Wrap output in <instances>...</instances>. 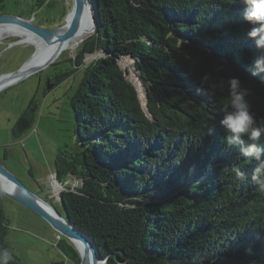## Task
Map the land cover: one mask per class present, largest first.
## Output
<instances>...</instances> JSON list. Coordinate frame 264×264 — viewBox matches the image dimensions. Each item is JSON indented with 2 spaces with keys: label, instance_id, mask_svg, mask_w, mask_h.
<instances>
[{
  "label": "trees",
  "instance_id": "trees-1",
  "mask_svg": "<svg viewBox=\"0 0 264 264\" xmlns=\"http://www.w3.org/2000/svg\"><path fill=\"white\" fill-rule=\"evenodd\" d=\"M89 1L96 32L73 64L104 55L84 69L71 97L75 151L55 161L59 182H83L61 193L64 217L93 239L104 264H264L256 162L227 147L221 124L232 77L264 123V73L252 75L261 53L247 35L243 0ZM124 56L137 62L148 109L120 65ZM71 75L60 74L55 85ZM36 111L32 100L15 139L31 130ZM4 199L0 191V248L12 253L9 264H22L8 241ZM58 246L81 263L70 240Z\"/></svg>",
  "mask_w": 264,
  "mask_h": 264
},
{
  "label": "rangeland",
  "instance_id": "rangeland-1",
  "mask_svg": "<svg viewBox=\"0 0 264 264\" xmlns=\"http://www.w3.org/2000/svg\"><path fill=\"white\" fill-rule=\"evenodd\" d=\"M39 1L3 0L0 8L6 14L31 20L44 29H57L67 24L74 7L73 0H43L45 4L42 7L37 6ZM19 39L6 35L0 40V76L18 71L36 53L34 45L14 44L20 42ZM80 46L53 54L48 59H54L51 66L0 91V162L29 190L61 213L62 204L54 195L58 189L54 185L53 191L51 175L55 173L57 156L61 152L75 151V116L71 97L83 79L84 69L104 55L101 51L88 54L83 64L77 67L73 62L77 60ZM119 61L146 109L143 99L148 102V91L140 78L137 62L128 56L121 57ZM66 72H72V75L55 85L56 77ZM32 100L37 103L35 122L31 130L17 140L13 136V127ZM4 207L10 224L8 241L22 264H74L58 246L61 239L67 238L45 219L7 197Z\"/></svg>",
  "mask_w": 264,
  "mask_h": 264
},
{
  "label": "water",
  "instance_id": "water-1",
  "mask_svg": "<svg viewBox=\"0 0 264 264\" xmlns=\"http://www.w3.org/2000/svg\"><path fill=\"white\" fill-rule=\"evenodd\" d=\"M74 7L72 11V18L69 23L65 26L57 29H44L35 25L31 20L23 19L22 17L10 15V14H0V27L4 26H18L23 29L28 30L30 33L40 37L47 43H51L55 40L63 42L74 37L80 30L86 9H92L94 17L93 34L96 32V19L94 15V9L89 0H73ZM21 42H15L18 44ZM54 63L53 60H48L45 62L44 67H33L29 72V76L44 70L45 68L51 66ZM25 66V65H24ZM13 73H8L0 76V81L13 78L14 83L22 81L23 68ZM15 85V84H14ZM7 85L3 86L1 89L5 88ZM148 100V97H147ZM147 104V103H146ZM147 106V105H146ZM146 109H148L146 107ZM0 179H2L5 184L8 185V190L1 187V193L11 199L12 201L18 203L19 205L27 208L28 210L36 213L45 219L60 235L64 236L77 249L80 257V264H104L105 261L101 259L100 253L96 248L93 239L86 234L84 231L78 230L75 226L71 225L67 219L64 217L63 213L59 212L55 207H53L48 201L41 198L36 193L29 190L26 185L19 179L15 174H13L3 163L0 162ZM77 181L76 188L80 186L81 181ZM72 190V189H71ZM76 241L82 244V250L76 245Z\"/></svg>",
  "mask_w": 264,
  "mask_h": 264
},
{
  "label": "clouds",
  "instance_id": "clouds-1",
  "mask_svg": "<svg viewBox=\"0 0 264 264\" xmlns=\"http://www.w3.org/2000/svg\"><path fill=\"white\" fill-rule=\"evenodd\" d=\"M243 3L246 5L244 19L251 26L247 35L255 41L256 48L261 53L256 57L253 65L255 71L252 75L256 76L264 73V0H243ZM204 79L207 80V77ZM227 85L230 100L221 120L226 132V145L228 148L238 147L243 157L256 162L251 180L260 190H264V148L259 146L261 138L264 137V123H260L252 112L248 100L250 92L241 86L240 79L232 77L227 81ZM245 138L248 143L245 142ZM231 171L239 179L246 178L245 173L236 167ZM12 258L9 249L0 248V264H9Z\"/></svg>",
  "mask_w": 264,
  "mask_h": 264
},
{
  "label": "bare ground",
  "instance_id": "bare-ground-1",
  "mask_svg": "<svg viewBox=\"0 0 264 264\" xmlns=\"http://www.w3.org/2000/svg\"><path fill=\"white\" fill-rule=\"evenodd\" d=\"M72 18V13L70 14L67 23L70 22ZM93 26H94V17H93V11L92 9H86L85 16L81 25V28L79 32L72 37L69 40L59 42L57 40L47 43L40 37L30 33L28 30L23 29L18 26H4L0 27V40L3 39L6 35L9 36H16L19 37V41L22 43H28L31 45H34L36 47V53L34 54L33 58L28 62L27 65L24 66L22 72H23V77L29 76L28 70H30L33 67H44L45 62L53 55L57 54V52H60L63 49L66 48H74L77 46L82 45L87 38L92 36L93 34ZM27 76V77H28ZM26 78V77H25ZM11 86L14 83L13 78L5 79L0 81V88L3 86L7 85ZM6 86L5 88H7ZM3 88V89H5ZM2 90V89H1ZM0 90V91H1ZM146 106V105H145ZM0 184L1 187L5 190H8V185L5 184V182L0 179ZM76 245L80 250H82V244L78 241H76Z\"/></svg>",
  "mask_w": 264,
  "mask_h": 264
},
{
  "label": "built area",
  "instance_id": "built-area-1",
  "mask_svg": "<svg viewBox=\"0 0 264 264\" xmlns=\"http://www.w3.org/2000/svg\"><path fill=\"white\" fill-rule=\"evenodd\" d=\"M66 181H65L66 183L65 182H59L57 180V177H56V174L55 173L51 175V182H52L53 191H54V185H56L59 188V190L57 191V193L54 191V195L55 196H57V197L60 198L61 193L63 191H65L66 187H69L70 186L71 188H73L78 183L77 181L74 180V178L68 179ZM68 181H70L71 183L73 182L72 183V186L70 185V182H68Z\"/></svg>",
  "mask_w": 264,
  "mask_h": 264
},
{
  "label": "flooded vegetation",
  "instance_id": "flooded-vegetation-1",
  "mask_svg": "<svg viewBox=\"0 0 264 264\" xmlns=\"http://www.w3.org/2000/svg\"><path fill=\"white\" fill-rule=\"evenodd\" d=\"M0 14H6V13L0 8Z\"/></svg>",
  "mask_w": 264,
  "mask_h": 264
},
{
  "label": "crops",
  "instance_id": "crops-1",
  "mask_svg": "<svg viewBox=\"0 0 264 264\" xmlns=\"http://www.w3.org/2000/svg\"><path fill=\"white\" fill-rule=\"evenodd\" d=\"M54 174V173H53ZM67 182V181H66ZM68 182H70V181H68ZM71 183V182H70Z\"/></svg>",
  "mask_w": 264,
  "mask_h": 264
}]
</instances>
